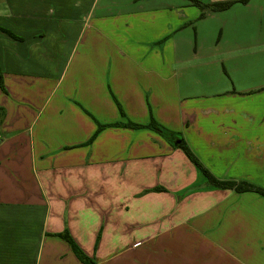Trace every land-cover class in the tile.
I'll return each mask as SVG.
<instances>
[{
  "label": "crops",
  "instance_id": "0c3cea01",
  "mask_svg": "<svg viewBox=\"0 0 264 264\" xmlns=\"http://www.w3.org/2000/svg\"><path fill=\"white\" fill-rule=\"evenodd\" d=\"M201 12L0 0V264H264V196L179 146L264 188V0Z\"/></svg>",
  "mask_w": 264,
  "mask_h": 264
},
{
  "label": "trees",
  "instance_id": "16d2710c",
  "mask_svg": "<svg viewBox=\"0 0 264 264\" xmlns=\"http://www.w3.org/2000/svg\"><path fill=\"white\" fill-rule=\"evenodd\" d=\"M194 4L200 7L201 9V17H205L208 12H218V11H224L232 7L235 3L241 2V3H247L248 0H230V1H222V2H211V3H204L200 0H192ZM0 31H3L10 35L12 38L17 40H23L22 37L17 36L13 32H11L8 29L0 27ZM3 85V84H2ZM111 126V124H98V128L95 132V134L92 136L90 142H92L96 136L106 127ZM125 127L130 128H138V127H144L139 124H135L132 122L123 124ZM147 127H150L152 129H155L157 131L163 132V129L154 121H152ZM179 146H181L188 157L194 162V164L204 173V175L208 178L209 182L220 188L225 189H232L238 193H244V192H255L258 194H261L264 196V188L259 187L257 185H254L252 183L246 182V181H233V180H221L214 175H212L209 170L202 164V162L194 155V153L191 151V149L188 147V145L185 143L184 140L179 142ZM62 237H64L70 244L73 246V249L77 255V257L85 264H96L93 259L88 257L74 242V240L70 237V235L67 232H63L61 234Z\"/></svg>",
  "mask_w": 264,
  "mask_h": 264
}]
</instances>
